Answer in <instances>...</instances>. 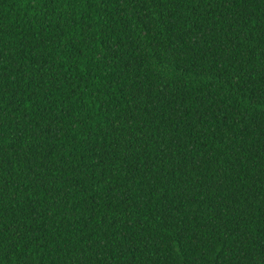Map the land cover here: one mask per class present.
Returning <instances> with one entry per match:
<instances>
[{
    "label": "trees",
    "instance_id": "1",
    "mask_svg": "<svg viewBox=\"0 0 264 264\" xmlns=\"http://www.w3.org/2000/svg\"><path fill=\"white\" fill-rule=\"evenodd\" d=\"M0 264H264V0H0Z\"/></svg>",
    "mask_w": 264,
    "mask_h": 264
}]
</instances>
